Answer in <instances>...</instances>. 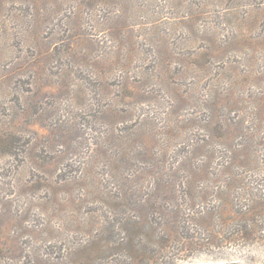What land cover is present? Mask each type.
Wrapping results in <instances>:
<instances>
[{"label":"rangeland","instance_id":"rangeland-1","mask_svg":"<svg viewBox=\"0 0 264 264\" xmlns=\"http://www.w3.org/2000/svg\"><path fill=\"white\" fill-rule=\"evenodd\" d=\"M136 215L150 264H264V0H0V264Z\"/></svg>","mask_w":264,"mask_h":264},{"label":"trees","instance_id":"trees-1","mask_svg":"<svg viewBox=\"0 0 264 264\" xmlns=\"http://www.w3.org/2000/svg\"><path fill=\"white\" fill-rule=\"evenodd\" d=\"M128 88L124 87V90ZM147 216L136 215L133 219L132 227L127 229L126 237L119 239V242L107 243H88L76 251L79 256L72 264H150L154 263L159 256V250L163 249L164 244L154 246L147 239V229L150 226ZM123 222V221H121ZM124 223H122L123 225ZM120 223V227L122 226ZM123 229V228H121ZM120 236V234H119ZM247 239L249 236L244 235ZM164 239V238H163ZM121 240V241H120ZM163 240H161L162 242ZM75 252V251H74ZM94 254L93 256H91ZM119 258H115V256ZM123 257L124 259H122Z\"/></svg>","mask_w":264,"mask_h":264}]
</instances>
